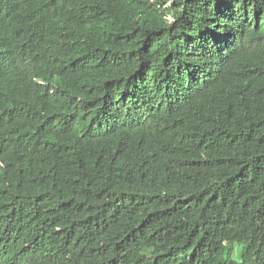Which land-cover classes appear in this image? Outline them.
<instances>
[{"label": "trees", "instance_id": "16d2710c", "mask_svg": "<svg viewBox=\"0 0 264 264\" xmlns=\"http://www.w3.org/2000/svg\"><path fill=\"white\" fill-rule=\"evenodd\" d=\"M264 0H0V264H264Z\"/></svg>", "mask_w": 264, "mask_h": 264}, {"label": "rangeland", "instance_id": "374dc122", "mask_svg": "<svg viewBox=\"0 0 264 264\" xmlns=\"http://www.w3.org/2000/svg\"><path fill=\"white\" fill-rule=\"evenodd\" d=\"M264 212V211H263Z\"/></svg>", "mask_w": 264, "mask_h": 264}]
</instances>
